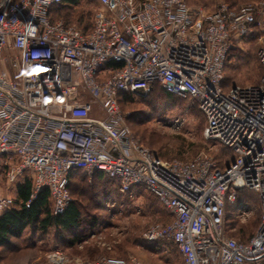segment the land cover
I'll list each match as a JSON object with an SVG mask.
<instances>
[{"label":"built area","instance_id":"1","mask_svg":"<svg viewBox=\"0 0 264 264\" xmlns=\"http://www.w3.org/2000/svg\"><path fill=\"white\" fill-rule=\"evenodd\" d=\"M70 1L0 0V215L25 182L32 200L47 189L53 215H62L70 175L100 172L122 193L144 189L158 200L171 221L143 240L173 243L183 264H264V49L257 85L223 86L254 8L222 3L200 13L187 0H87L97 9L83 30L52 20ZM155 86L197 103L204 139L232 154L228 164L206 156L164 161L138 144L120 99ZM244 190L257 193L261 212L248 242L225 231L226 209ZM52 260L63 264V253ZM74 262L144 264L108 256Z\"/></svg>","mask_w":264,"mask_h":264},{"label":"rangeland","instance_id":"2","mask_svg":"<svg viewBox=\"0 0 264 264\" xmlns=\"http://www.w3.org/2000/svg\"><path fill=\"white\" fill-rule=\"evenodd\" d=\"M187 3L200 13L212 12L222 3L235 9L254 8L251 33L238 41L230 53L223 85L229 89L259 83L263 73L259 51L264 49V0H187ZM79 4V8L64 11V15L73 12L69 17L73 22L82 18L90 24L97 5L89 6L88 1ZM4 56L9 62L12 54ZM7 70L13 76L11 69ZM120 107L138 144L164 161L206 156L223 167L232 158L228 150L204 139L205 118L191 99L168 100L157 92L150 97H128ZM70 184L71 201H76L82 213L81 228L67 233L50 228L46 235L26 231L22 240H14L12 247L0 250L2 264H57L52 260L57 250L63 253V264L104 256L135 258L144 264H183L173 243L149 244L143 240L150 227L171 221L153 195L144 189L122 193L108 179L83 171L74 175ZM238 200V204L226 209L225 231L227 236L244 241L259 226L260 201L257 193L250 190L241 191ZM76 239L79 241L69 246Z\"/></svg>","mask_w":264,"mask_h":264},{"label":"trees","instance_id":"3","mask_svg":"<svg viewBox=\"0 0 264 264\" xmlns=\"http://www.w3.org/2000/svg\"><path fill=\"white\" fill-rule=\"evenodd\" d=\"M82 1L86 2L87 0H71L67 4L57 7L52 12V20L53 21L63 20L67 24H76L81 29L87 30L90 27L91 22L90 24L84 23L82 18H79L76 22H73L69 18L70 16H73L72 15L73 12L66 13L67 15L66 14L64 15L63 13L64 11L70 12V11H73L74 9L79 8L80 7L79 3ZM90 5L92 4L89 3V6ZM229 6L233 8L232 5H229ZM257 84H254V85H257ZM237 86L238 85H234L231 88L237 87ZM231 88L226 89L224 87V89L227 91H229ZM157 92L158 94L162 95L168 100H179V101L184 100V99H180L178 97H174L166 93L160 86H155L152 89V91L145 97H150L151 95L156 94ZM128 97H134V96L131 94L123 95L120 99V104ZM229 160L226 162V164H228ZM79 173H81V171L73 172L70 175V182L73 176ZM93 175H95V177L97 178L108 179L105 175H103L100 172H96ZM113 184L117 186L116 183L113 182ZM69 190L71 191V184L69 185ZM31 196H32L31 184L29 182L20 184L16 191V195H15L16 202H15L14 207L10 211H7L3 213L2 215H0V250L12 247L13 246L12 242L14 240H17V241L22 240L25 232L29 230H31L34 234L46 235L50 228H55L59 230L61 233L73 232L81 228L82 213L76 201L72 200L68 208L64 212V214L56 216V215H53V212H52L53 203H52L49 191L47 189L42 190L37 195V197L33 200L31 199ZM250 238L244 241H241V240H238V241L248 242ZM78 241H79L78 239L70 241L69 246H74ZM91 261H94V260H91ZM2 263L3 262H0V264Z\"/></svg>","mask_w":264,"mask_h":264}]
</instances>
